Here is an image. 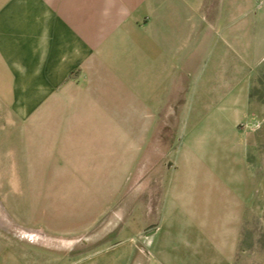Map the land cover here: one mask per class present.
I'll list each match as a JSON object with an SVG mask.
<instances>
[{
    "label": "crops",
    "instance_id": "0c3cea01",
    "mask_svg": "<svg viewBox=\"0 0 264 264\" xmlns=\"http://www.w3.org/2000/svg\"><path fill=\"white\" fill-rule=\"evenodd\" d=\"M257 1L0 0V264H235ZM166 106L183 115L152 222L121 194ZM119 119L151 120L126 145Z\"/></svg>",
    "mask_w": 264,
    "mask_h": 264
},
{
    "label": "rangeland",
    "instance_id": "374dc122",
    "mask_svg": "<svg viewBox=\"0 0 264 264\" xmlns=\"http://www.w3.org/2000/svg\"><path fill=\"white\" fill-rule=\"evenodd\" d=\"M256 4L259 7L256 8L253 19L260 23L254 22L251 27V31L256 33L251 44L254 53L260 58L253 60L249 102L244 109V116L237 120L236 126V131L248 143L254 192L235 264H264V0H259ZM165 79L167 80L161 83L157 81L156 87L162 90L168 105V77ZM172 89L173 86H170V90ZM168 109L166 106L160 110V119L154 121L148 136L147 147L150 142L151 149L148 148L150 151L147 154L142 152L137 158L132 171L126 175V184L121 194L124 200L120 206L125 214L134 211L139 203H148L152 210H147L145 214L152 222H158L168 196V163H172L168 150L173 146L171 138L178 132V121L183 115V108H173L170 109L173 111L171 119H168ZM149 120L151 119H119V134L125 136L126 145L128 136L137 135L139 126Z\"/></svg>",
    "mask_w": 264,
    "mask_h": 264
},
{
    "label": "trees",
    "instance_id": "16d2710c",
    "mask_svg": "<svg viewBox=\"0 0 264 264\" xmlns=\"http://www.w3.org/2000/svg\"><path fill=\"white\" fill-rule=\"evenodd\" d=\"M238 250H240V245H239V247H238Z\"/></svg>",
    "mask_w": 264,
    "mask_h": 264
}]
</instances>
